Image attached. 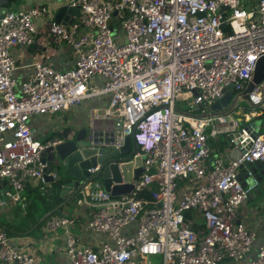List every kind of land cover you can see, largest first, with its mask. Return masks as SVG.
<instances>
[{
    "label": "built area",
    "instance_id": "2783aa9c",
    "mask_svg": "<svg viewBox=\"0 0 264 264\" xmlns=\"http://www.w3.org/2000/svg\"><path fill=\"white\" fill-rule=\"evenodd\" d=\"M68 6L79 10L72 24L51 18L43 24L53 42L73 50L74 68L58 71L35 62L20 87L11 51L31 47L36 22L54 9L0 14V181L9 188L7 197L22 204L28 180L45 185L43 154L60 143L38 141L31 118L107 96L108 107L91 115L114 123L117 146L134 137L143 173L127 195L113 197L100 179L80 193L78 203L93 207L88 229L108 237L99 248L82 245L70 232L74 219L47 220L46 230H64L70 263L153 264L159 257L154 264H264V247L254 251L257 233L238 220L260 185L247 170L244 186L241 170L264 163V132L251 138L233 115L200 118L194 111L199 106L206 114L227 87L239 93L252 82L264 56V0H69ZM95 79L104 85H94ZM178 102L191 107L181 112ZM248 103V121L264 113V81ZM242 133L251 146L238 160L213 155L210 140L227 135L236 147L238 140L246 142ZM188 212L200 213L202 232L186 219ZM132 225L135 234H124ZM0 263L36 259L0 229Z\"/></svg>",
    "mask_w": 264,
    "mask_h": 264
},
{
    "label": "crops",
    "instance_id": "0c3cea01",
    "mask_svg": "<svg viewBox=\"0 0 264 264\" xmlns=\"http://www.w3.org/2000/svg\"><path fill=\"white\" fill-rule=\"evenodd\" d=\"M107 1L116 2L117 0ZM68 2L69 0H15L14 4L0 7V14L9 11H28L41 6H49L54 9L53 17L47 16L44 21L36 22L38 34L35 36L34 44L31 47L26 49L14 48L11 51L16 59L17 70L14 73V78L18 87L29 77L33 69L32 65L35 62H44L58 71H67L74 68L76 57L73 50L66 44H57L53 42L51 37L46 33V29L44 28L45 24H43V22H48L50 18L54 20L59 8L68 6ZM72 18L73 17L69 16L70 20ZM93 84L102 86L104 85V81L102 79H95L93 80ZM108 104L109 98L107 96L94 100H86L77 107L55 115L34 116L30 120V126L34 131V137L43 143L59 140L64 141V136L66 134L72 138L89 125L92 127L96 126L99 133L105 137L115 134L114 123L109 120L93 118L91 111L93 109L103 110L108 107ZM242 104L247 107V110H240L232 114L236 120L240 121V127L243 125L249 126L257 120H263L264 122V119L261 118L260 115L248 121L245 115L250 109L249 103L245 102ZM235 155H237V153L233 147L226 149L221 156L226 163H229L231 162V158ZM247 170L254 172L260 181V185L250 195L248 201L240 207L238 220L248 229L257 233L254 245V251H256L258 247H264V163H254L252 166H245L241 170V177H243L245 182ZM3 185L4 184L0 181V227H9L10 233L8 236L11 243L30 253L36 259L35 264H71L66 254V237L64 235V230L58 229L56 231H48L45 229L47 220L52 216H65L74 219L75 223L69 227V230L84 246L99 248L107 243L108 237L106 234L94 233L88 229L93 207L85 204L80 205L78 203L80 194L42 223L41 220L45 215L63 204L69 197L68 195L64 198H60L59 194L55 191L53 195L47 196L54 185L45 184L46 196L41 197L40 189L42 184L39 185L37 181L28 180L25 183V190L22 193L24 198L23 203L15 204L7 197V191L3 189ZM185 192L186 187L181 183L179 195L182 196ZM33 202H37V205L42 209L39 212V215H41V226L36 225L35 216L29 215L31 210L29 205ZM45 205H47V207H45ZM193 216L194 220L192 221H194V223L196 222L198 226H203L200 213L196 212ZM18 227H21L24 231H18ZM136 228V225L127 227L124 230V234L128 236L134 235Z\"/></svg>",
    "mask_w": 264,
    "mask_h": 264
},
{
    "label": "water",
    "instance_id": "95a60500",
    "mask_svg": "<svg viewBox=\"0 0 264 264\" xmlns=\"http://www.w3.org/2000/svg\"><path fill=\"white\" fill-rule=\"evenodd\" d=\"M8 3V0H0V7L7 6ZM114 15L117 16V12ZM69 16L73 18L70 20ZM78 16L79 10L77 8L64 6L59 8L54 20L63 25H70ZM263 81L264 56L257 63L252 82L243 92L235 93L231 85L224 90L223 97L211 105L208 113L201 114L199 106H195L194 111L199 114L200 118L232 115L240 110L245 111L247 107L242 103L248 102L249 94L255 85ZM260 117L264 119V113H261ZM263 128V120H257L245 127L248 136L251 138H255L258 133L264 132ZM241 136L242 140L245 139L246 142L243 145H238L241 139L237 141L236 147H234L237 155L231 158V162L238 160L251 146L250 139H247L243 133ZM233 137L232 135L231 138ZM117 145L118 140L115 134L104 137L99 133L96 126L89 125L74 137L70 138L67 135L64 141L51 144L46 149L42 157V163L45 165L43 181L44 184L54 185L47 196L53 195L56 191L60 198L67 195L69 197L58 208L46 214L41 220L42 223L61 210L67 203H70L95 180L101 179L106 191L110 192L113 197L130 194L134 190L143 173L144 158L138 155V147L134 137H126L123 145ZM97 166H100L99 172L94 176L91 175L89 169ZM245 166H252V164ZM241 181L245 186L246 182L243 177H241ZM3 189L9 190L5 184ZM45 190V188L40 189L41 197L46 196Z\"/></svg>",
    "mask_w": 264,
    "mask_h": 264
},
{
    "label": "trees",
    "instance_id": "16d2710c",
    "mask_svg": "<svg viewBox=\"0 0 264 264\" xmlns=\"http://www.w3.org/2000/svg\"><path fill=\"white\" fill-rule=\"evenodd\" d=\"M9 1V5L11 4H14L15 0H8ZM67 133V132H66ZM68 134H66L64 137H66ZM212 149H213V155H217V156H220L222 154H224V152L226 151V149L228 148H233V145H231L230 143V139L227 135H221L219 136L216 140H212V142L210 143ZM143 197H147L149 198L150 197V194L148 192H145L143 195ZM29 208L31 209L30 212H29V215H33L36 217V225H39L41 226L42 224H40V220H41V215H39V212L42 210L38 205H37V202H33L31 205H29ZM43 213V211H42ZM194 213L192 212H188L186 213L185 217L188 221H191V220H194V216H193ZM1 229L5 230L7 232V234H9L10 232V229H8L9 227H6V228H2L0 227ZM193 228L194 229H197L198 228H201V231L204 229L203 226H198L197 223L195 222L193 224ZM18 231H24L21 229V227H18L17 228Z\"/></svg>",
    "mask_w": 264,
    "mask_h": 264
},
{
    "label": "rangeland",
    "instance_id": "374dc122",
    "mask_svg": "<svg viewBox=\"0 0 264 264\" xmlns=\"http://www.w3.org/2000/svg\"><path fill=\"white\" fill-rule=\"evenodd\" d=\"M54 16V13L51 14V17ZM191 107V103H184V102H178L177 103V108L181 111V112H187ZM264 131V129H263ZM157 262H161V259L159 257H152L151 259V263H157Z\"/></svg>",
    "mask_w": 264,
    "mask_h": 264
}]
</instances>
